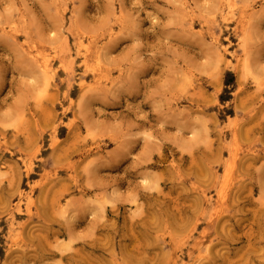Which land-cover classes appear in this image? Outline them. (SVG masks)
<instances>
[{
    "label": "rangeland",
    "instance_id": "rangeland-1",
    "mask_svg": "<svg viewBox=\"0 0 264 264\" xmlns=\"http://www.w3.org/2000/svg\"><path fill=\"white\" fill-rule=\"evenodd\" d=\"M0 264H264V0H0Z\"/></svg>",
    "mask_w": 264,
    "mask_h": 264
},
{
    "label": "bare ground",
    "instance_id": "bare-ground-1",
    "mask_svg": "<svg viewBox=\"0 0 264 264\" xmlns=\"http://www.w3.org/2000/svg\"><path fill=\"white\" fill-rule=\"evenodd\" d=\"M215 40V39H214ZM216 41V40H215ZM218 42V41H217ZM219 43H220V41H219ZM78 49V48H77ZM79 51V50H78ZM228 51V50H227ZM226 52V51H225ZM229 52V51H228ZM231 52V51H230ZM80 53V52H79ZM232 53V52H231ZM230 55V54H229ZM82 57V56H81ZM231 57V56H230ZM42 60V59H41ZM226 60H229V59H226ZM44 66L46 67L47 66V63H45L44 64ZM43 69V68H42ZM45 70V69H44ZM43 71V70H42ZM28 168H29V166H28ZM44 198H42V200H43ZM137 210V209H136ZM63 249V248H62ZM61 250V249H60Z\"/></svg>",
    "mask_w": 264,
    "mask_h": 264
}]
</instances>
